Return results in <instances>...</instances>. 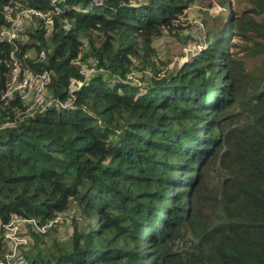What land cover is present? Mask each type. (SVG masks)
Instances as JSON below:
<instances>
[{"label": "trees", "instance_id": "obj_1", "mask_svg": "<svg viewBox=\"0 0 264 264\" xmlns=\"http://www.w3.org/2000/svg\"><path fill=\"white\" fill-rule=\"evenodd\" d=\"M197 1L0 0L1 264L14 220L35 242L18 264H264V0H203L228 14L206 21L207 44L163 78L129 79L141 43L158 71L154 39L186 30ZM8 8L42 13L15 44ZM12 56L52 74L43 111L1 97Z\"/></svg>", "mask_w": 264, "mask_h": 264}, {"label": "rangeland", "instance_id": "obj_2", "mask_svg": "<svg viewBox=\"0 0 264 264\" xmlns=\"http://www.w3.org/2000/svg\"><path fill=\"white\" fill-rule=\"evenodd\" d=\"M223 13L219 6L210 8L208 3L203 0L197 1L193 4L187 11V22L185 23L188 27L184 30L179 36H172L168 33L159 36L154 39L153 47L155 48V60L156 65L158 66V71L156 72L153 69H146L145 66H142V57L147 48L145 43H141L139 48L141 49V57L134 58V67L129 73V79L135 82L147 81L149 77L163 78L165 75H168L175 68L180 67L183 62L191 59V57L198 52V50L206 45L208 42V37L206 34V21L210 26L216 25V28L219 27V19L224 15L227 17L228 14ZM185 18V17H184ZM218 18L217 22L215 19ZM33 18L29 15H24L23 23H18L16 25V31H25L30 24L32 23ZM67 27H71L70 24H67ZM81 34V41L86 42V37L84 33ZM132 36L127 28H125L117 36V41L120 44L127 47L131 44ZM91 63V62H90ZM51 101V97L46 93L44 98L45 102ZM33 102V96H30V99L26 103ZM50 104V103H49ZM29 109V114H31ZM7 126V125H5ZM4 126V127H5ZM78 213L77 209H71L67 213L61 214L57 219L55 226L53 227L54 235L57 238L65 239L71 235L73 231L72 220ZM52 224L49 225L51 227ZM5 241L10 246V251L15 252V257L20 254V248L22 246L28 247L30 243L35 244L33 239H29L26 234V229L24 228V221L14 220L11 226L6 228L4 233ZM51 237H45L44 239L50 242ZM10 253V252H9Z\"/></svg>", "mask_w": 264, "mask_h": 264}, {"label": "built area", "instance_id": "obj_3", "mask_svg": "<svg viewBox=\"0 0 264 264\" xmlns=\"http://www.w3.org/2000/svg\"><path fill=\"white\" fill-rule=\"evenodd\" d=\"M26 14L29 16H32L33 14L35 16L42 15L40 11L34 9H22L18 12H15L14 8H8L6 10V17L9 20V26L5 28L1 33V37L4 40H7L9 43L15 44V40L23 32L19 29L16 31V25L18 23H23L24 15ZM47 22L49 24H52V18L48 17ZM75 23L76 22L73 23L74 28L76 27ZM42 56H44V53H42ZM12 59L14 60V73L11 80L7 83L6 91L1 95L3 99H13L16 94H18L21 100L28 102L30 96H33V102L28 103L29 107L25 111L24 116H30L39 111H43L49 105V103L51 104L56 101L54 99H51V101L47 103L45 102L44 104V98L47 93L48 86L52 82V74L49 71L35 73L33 70H27L22 73L20 60L14 56H12ZM81 72L84 73L86 77H89L93 73V70L83 69ZM82 84V81L74 80L71 83V89L76 90L80 88ZM29 109H32L31 114L28 113ZM11 225L12 223L9 226ZM48 227L49 225L42 228V230L45 231ZM7 262L8 264H18L17 256L15 257L14 251H11L7 255Z\"/></svg>", "mask_w": 264, "mask_h": 264}]
</instances>
